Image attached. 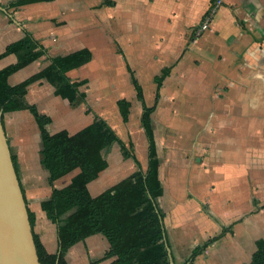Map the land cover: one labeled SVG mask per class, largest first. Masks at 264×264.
I'll return each mask as SVG.
<instances>
[{"label":"crops","instance_id":"1","mask_svg":"<svg viewBox=\"0 0 264 264\" xmlns=\"http://www.w3.org/2000/svg\"><path fill=\"white\" fill-rule=\"evenodd\" d=\"M14 2L0 0V66L18 61V53L7 49L28 32L47 53L14 73L13 84L44 69L49 56L83 48L93 52L90 61L68 72L84 81L82 105L70 106L45 77L29 85V102L52 118L49 129L77 132L100 114L127 144H134L147 168L149 140L137 78L146 104L156 105L152 123L163 186L157 202L175 264L251 262L257 241L264 238V0ZM204 23L209 24L205 29ZM165 69L159 86L156 79ZM121 98L132 101L128 121L118 105ZM3 121L28 207L36 214L34 232L51 252H58V225L42 202L80 169L52 184L35 115L29 109L8 111ZM103 153L109 165L89 183L92 195L138 169L119 141ZM176 224L182 239L179 259L171 234ZM86 247L98 250L97 259L104 264L115 259L105 258L110 242L99 233L69 249L71 264Z\"/></svg>","mask_w":264,"mask_h":264},{"label":"trees","instance_id":"2","mask_svg":"<svg viewBox=\"0 0 264 264\" xmlns=\"http://www.w3.org/2000/svg\"><path fill=\"white\" fill-rule=\"evenodd\" d=\"M49 0H15V5L31 4ZM109 3V0H107ZM18 53V61L8 66H0V110L2 117L8 111L29 109L36 117L44 142L43 163L50 171V181L80 169L72 181L63 187H54L52 196L42 202L48 216L58 225L59 250L51 252L39 234L34 232L40 260L43 264H71L67 253L76 243L94 234H104L110 249L105 258L115 257L111 264H172L169 238L157 199L163 193L159 177L160 157L152 123V113L156 105L145 102L144 90L137 78L134 84L138 98L143 102L142 125L149 140V163L143 168L135 153L134 144H127L116 129L100 114L87 127L75 133L68 129L52 132L48 124L52 118L39 112L35 104L27 98L29 85L40 78H47L57 87L58 94L76 108L87 98L81 89L83 80L69 76L71 69L82 66L93 58L89 48H83L65 55L49 56L50 63L40 72L13 84L10 77L36 59L47 53L46 47L27 33L22 40L13 43L6 53ZM2 57V56H0ZM168 73L157 77L160 86ZM124 121L130 118L132 101L118 100ZM4 123V121H3ZM113 141H119L126 158H133L138 169L98 195H92L89 183L99 177L109 165L103 150ZM14 161H16L13 156ZM31 223H36L35 212L28 207ZM70 212L68 215H66ZM220 235L211 238L210 242ZM200 249V248H199ZM197 249L193 258L199 253ZM99 259H91L87 264H97ZM247 264H264V238L257 241V249Z\"/></svg>","mask_w":264,"mask_h":264},{"label":"water","instance_id":"3","mask_svg":"<svg viewBox=\"0 0 264 264\" xmlns=\"http://www.w3.org/2000/svg\"><path fill=\"white\" fill-rule=\"evenodd\" d=\"M170 256L172 264H175L171 249ZM0 264H43L38 254L34 227L30 220L25 193L8 143L1 110Z\"/></svg>","mask_w":264,"mask_h":264},{"label":"rangeland","instance_id":"4","mask_svg":"<svg viewBox=\"0 0 264 264\" xmlns=\"http://www.w3.org/2000/svg\"><path fill=\"white\" fill-rule=\"evenodd\" d=\"M219 3H220V1H219ZM76 171L77 170L73 171L74 174L76 173ZM177 224L172 226V230H171L172 233L171 234H172L173 245H174V243H176V246L174 247L176 258L179 259L178 251H180L179 246H180V243L182 242V239H181V237L178 236V234H176V230L178 227ZM174 240H175V242H174ZM100 255H101V253H99L98 250L94 251L92 248L86 247L84 249V251H82L81 254L78 255V257L80 256L79 261L77 260V262L74 264H85L86 262H88L91 259H97L98 257H100ZM105 262H107V261H100L97 264H104Z\"/></svg>","mask_w":264,"mask_h":264},{"label":"built area","instance_id":"5","mask_svg":"<svg viewBox=\"0 0 264 264\" xmlns=\"http://www.w3.org/2000/svg\"><path fill=\"white\" fill-rule=\"evenodd\" d=\"M208 25H209L208 23H204V24L202 25L203 29L207 28Z\"/></svg>","mask_w":264,"mask_h":264},{"label":"bare ground","instance_id":"6","mask_svg":"<svg viewBox=\"0 0 264 264\" xmlns=\"http://www.w3.org/2000/svg\"><path fill=\"white\" fill-rule=\"evenodd\" d=\"M217 140H215V142H216ZM217 143V142H216ZM119 164V163H118ZM116 170V169H115ZM117 171V170H116Z\"/></svg>","mask_w":264,"mask_h":264}]
</instances>
